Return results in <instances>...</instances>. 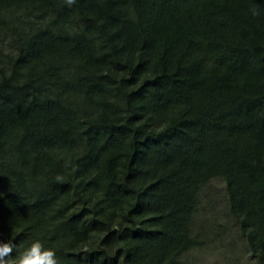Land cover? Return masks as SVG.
Masks as SVG:
<instances>
[{"label":"trees","instance_id":"16d2710c","mask_svg":"<svg viewBox=\"0 0 264 264\" xmlns=\"http://www.w3.org/2000/svg\"><path fill=\"white\" fill-rule=\"evenodd\" d=\"M215 179L264 264V0H0V241L184 264Z\"/></svg>","mask_w":264,"mask_h":264},{"label":"rangeland","instance_id":"374dc122","mask_svg":"<svg viewBox=\"0 0 264 264\" xmlns=\"http://www.w3.org/2000/svg\"><path fill=\"white\" fill-rule=\"evenodd\" d=\"M195 223L204 246L184 257V264H253L229 215L225 184L215 179L201 193Z\"/></svg>","mask_w":264,"mask_h":264},{"label":"clouds","instance_id":"9594fccd","mask_svg":"<svg viewBox=\"0 0 264 264\" xmlns=\"http://www.w3.org/2000/svg\"><path fill=\"white\" fill-rule=\"evenodd\" d=\"M71 5L74 0H67ZM16 249V255L12 253ZM5 257L9 260L6 261ZM0 264H60L56 250L46 247L40 239H33L27 246L18 247L12 241H0Z\"/></svg>","mask_w":264,"mask_h":264}]
</instances>
